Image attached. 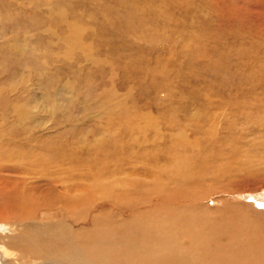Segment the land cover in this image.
<instances>
[{
	"label": "rangeland",
	"instance_id": "1",
	"mask_svg": "<svg viewBox=\"0 0 264 264\" xmlns=\"http://www.w3.org/2000/svg\"><path fill=\"white\" fill-rule=\"evenodd\" d=\"M74 27L77 44L69 40ZM22 107L30 118L19 116ZM0 133V175L40 198L89 204L93 197L89 217L109 212L95 190H77L83 180L91 185L89 166L101 153L147 149L162 160L171 146L180 163L183 151L173 145L181 137L186 155L212 150L232 165L219 171L229 177L224 182L209 178L204 207L217 220L228 216V204L264 210V0H0ZM64 144L66 155L47 151ZM135 156L110 161L125 171L118 177L144 165ZM228 182L234 185L224 193ZM53 207L60 220L68 214ZM49 208L44 217L56 221L48 228L40 222V250L53 247L52 237L65 246L72 226H81L59 222ZM15 232L0 222V235Z\"/></svg>",
	"mask_w": 264,
	"mask_h": 264
},
{
	"label": "bare ground",
	"instance_id": "2",
	"mask_svg": "<svg viewBox=\"0 0 264 264\" xmlns=\"http://www.w3.org/2000/svg\"><path fill=\"white\" fill-rule=\"evenodd\" d=\"M73 29L69 40L72 44L80 43L79 30L75 27ZM100 108L102 111L106 109L103 104ZM27 109L22 107L17 111L22 119L31 117V112ZM121 110L126 114L123 108ZM127 121L131 124L128 118ZM2 135L0 133V139ZM4 141L9 142V139L4 138ZM173 146L183 151L177 156H183L180 163L175 161L174 154L170 155L171 146L165 150L163 161L157 151L151 153L147 149L139 154L131 152L127 157L123 156L125 153H107L108 150L101 153L99 164L96 167L89 166L92 171L86 181L91 182V185H84V180L77 184V190L83 193L93 194L91 190H95L103 205L109 206H105L109 212L100 209L94 211L91 217L87 213L97 205V200L93 197L89 204H86L87 199H67L68 202L65 201L66 198L55 199L57 195L54 194H49L53 196L49 199L40 198L32 188L0 175V222L16 229L11 236L0 235L3 246L0 260L4 264H25L30 261L28 259H34L38 264H264L262 208L255 207L252 213L247 211L249 207L245 209L242 204H237L232 210L228 204V209H224L228 216L219 221L214 216L215 212L204 207L205 200L211 195L212 184L209 178L218 174L224 182L228 175L219 171L223 167H232L224 162L225 154H220L221 161L212 150L194 156L186 155V140L183 137ZM47 147V151L62 154L66 153L69 145ZM135 154L139 155L144 165L140 167L135 164L129 178L118 177L125 174V171L117 165L111 166L110 161H132L136 159ZM1 167L2 165L0 170ZM253 180L258 181L257 178ZM228 183L227 187L221 189L222 192H230L228 189L234 184ZM240 183L236 182L235 185L239 186ZM56 205L60 210L61 206L67 209L68 214L61 220L59 216L62 213L53 207ZM49 206L54 208L53 214L59 222H65L66 225L69 219L73 224L81 226H78L79 229H73L72 226L75 240L71 238L65 246H58L57 238L52 237L50 245L53 247L40 250L38 243L45 240V234L41 232L44 228L40 222L47 220L44 226L48 228L53 227V222L56 221L52 214L44 217L42 213H48L51 209ZM86 222L90 227L85 225ZM38 233L39 237L36 238ZM28 237L29 243L26 242ZM59 239L63 240L61 237ZM8 254L15 255V260L12 256L6 259Z\"/></svg>",
	"mask_w": 264,
	"mask_h": 264
}]
</instances>
